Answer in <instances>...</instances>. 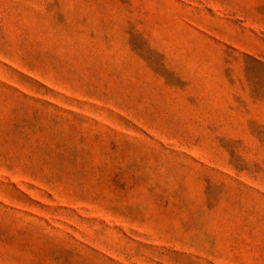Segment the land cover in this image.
Instances as JSON below:
<instances>
[{
  "label": "rangeland",
  "instance_id": "374dc122",
  "mask_svg": "<svg viewBox=\"0 0 264 264\" xmlns=\"http://www.w3.org/2000/svg\"><path fill=\"white\" fill-rule=\"evenodd\" d=\"M0 264H264V0H0Z\"/></svg>",
  "mask_w": 264,
  "mask_h": 264
}]
</instances>
